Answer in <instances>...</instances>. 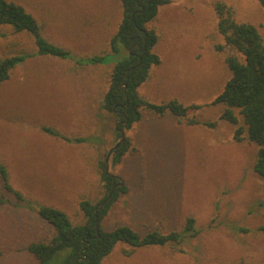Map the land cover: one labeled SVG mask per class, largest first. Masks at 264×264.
Masks as SVG:
<instances>
[{
    "label": "rangeland",
    "instance_id": "374dc122",
    "mask_svg": "<svg viewBox=\"0 0 264 264\" xmlns=\"http://www.w3.org/2000/svg\"><path fill=\"white\" fill-rule=\"evenodd\" d=\"M21 5L41 35L67 50L66 58L33 56L0 83V163L11 191L0 181V264H38L26 247L48 242L53 227L37 207L83 222L80 200L104 196L103 167L118 177L121 193L102 221L105 230L128 225L143 235L176 231L178 243L132 248L117 243L101 264H264V179L253 170L257 145L212 105L230 78L227 48L217 30V5L238 23L255 26L264 41V14L256 0H169L158 9L152 65L137 88L145 102L177 100L190 108L187 125L144 107L142 119L123 129L131 146L119 163L108 151L119 141L115 117L101 108L109 73L126 51L111 52L121 19L118 0H7ZM27 33L0 25V59L35 53ZM102 57L99 62L92 57ZM126 86V85H125ZM124 86V88H125ZM125 90V89H124ZM212 125H209V124ZM56 131L54 136L42 130ZM14 193H19L21 200ZM194 223L185 229L187 218Z\"/></svg>",
    "mask_w": 264,
    "mask_h": 264
},
{
    "label": "trees",
    "instance_id": "16d2710c",
    "mask_svg": "<svg viewBox=\"0 0 264 264\" xmlns=\"http://www.w3.org/2000/svg\"><path fill=\"white\" fill-rule=\"evenodd\" d=\"M256 1L264 14V0ZM118 2L121 19L108 42L111 52L117 54L123 48L126 55L114 64L109 73V84L103 95L101 108L111 113L117 123L125 122L118 126L122 130L130 129L142 119V107L159 116L169 113L179 123L184 121L187 125L197 124L196 119L188 117V110L198 108L196 105L186 107L177 100L149 103L141 99L137 92V88L147 80L151 66L160 64L159 57L153 53L158 35L147 25L155 19L158 9L169 3V0ZM217 6V30L224 40V45L218 46V49L231 50L224 58L230 78L212 101V105H223L220 118L232 124L238 122L234 109L239 111L245 129L239 127L235 136L240 140V134L245 132L248 140L256 143L258 148L253 170L258 177L264 179V41L255 26L234 21L230 9L223 4ZM0 25L10 26L16 33H27L36 48L35 53L1 58L0 83L6 81L16 65L26 58L43 55L64 59L69 54L62 47L48 42L41 35V26L36 19L15 2L0 0ZM101 58L94 56L91 60L99 62ZM42 130L59 136L49 128L44 127ZM117 136L120 138L118 132ZM130 146V139L125 136L123 142L112 149L115 163L122 160ZM101 166L104 196L96 203L86 199L79 201L82 223L73 224L64 212L56 208L37 207V216L54 230L48 242H32L26 247L38 264H101L117 243L129 245L132 250L125 251V254L130 255L135 248L163 246L180 241V235L176 231L163 234L158 230H151L141 235L128 225H118L111 230L103 229V219L119 195L126 192V187L119 186L118 177L105 171L104 162H101ZM0 181L5 189L12 190L8 183V172L2 163ZM14 195L21 200L19 193ZM3 202L0 199V203ZM193 223L192 217L187 218L184 228H190ZM262 230L264 231V227Z\"/></svg>",
    "mask_w": 264,
    "mask_h": 264
},
{
    "label": "water",
    "instance_id": "95a60500",
    "mask_svg": "<svg viewBox=\"0 0 264 264\" xmlns=\"http://www.w3.org/2000/svg\"><path fill=\"white\" fill-rule=\"evenodd\" d=\"M125 88H126V86H125ZM123 123H125V122L117 123L116 126H115V129H116L117 132L120 134V139H119V141L114 145L113 148H117V147L123 142V140H124V137H125V135H124V130L118 128L119 124H123ZM113 148H112V149H113ZM112 149H110V150L108 151V154H110V153L112 152ZM105 171L108 173L106 162H105ZM118 185L121 186V185H122V182L120 181Z\"/></svg>",
    "mask_w": 264,
    "mask_h": 264
}]
</instances>
